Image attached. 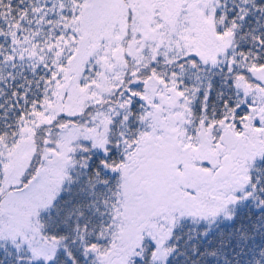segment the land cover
Returning <instances> with one entry per match:
<instances>
[{
	"label": "snow or ice",
	"instance_id": "obj_1",
	"mask_svg": "<svg viewBox=\"0 0 264 264\" xmlns=\"http://www.w3.org/2000/svg\"><path fill=\"white\" fill-rule=\"evenodd\" d=\"M0 264H264V0H0Z\"/></svg>",
	"mask_w": 264,
	"mask_h": 264
}]
</instances>
